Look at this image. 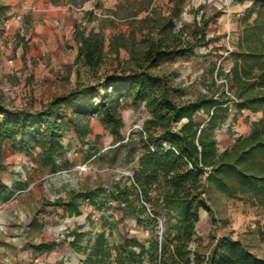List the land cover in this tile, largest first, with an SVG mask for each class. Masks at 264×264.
Here are the masks:
<instances>
[{"label": "rangeland", "instance_id": "obj_1", "mask_svg": "<svg viewBox=\"0 0 264 264\" xmlns=\"http://www.w3.org/2000/svg\"><path fill=\"white\" fill-rule=\"evenodd\" d=\"M11 1V5L0 1V105L32 109L78 85L95 83L94 74L75 62V26L103 34L106 51L97 73L101 78L117 73L129 57L122 47L117 56L108 51L110 36L123 35L121 39L128 46L139 49L144 34L150 31L154 36L159 18L167 16L173 7L172 0ZM252 4L253 0H183L179 17L172 19L173 32L182 24L190 26L194 20L201 22L216 14L207 22L208 39L195 48L193 55L166 59L151 72L169 79L181 99L226 90L223 73L232 64L229 51L236 48L244 23L255 16L252 13L245 17ZM120 103V132L124 139H134L132 132L140 130L147 109L143 104H131L123 96ZM67 105L69 111L73 104ZM229 105L225 121L214 130L219 150L248 131L250 123L262 114L248 109L237 112L232 102ZM88 118L91 132L83 142L71 127L64 130L68 165L55 172L37 166L33 160L35 150L15 149L5 142L1 177L8 186H19L0 200V264H84L96 245L99 257L91 264H122L121 237H134L145 246L152 238L151 231L159 237L164 215L155 216L147 207L146 214H140L141 223H137L132 214L124 212L122 204L107 198L112 181L129 176L135 159L123 162L122 151H107L115 145L112 135L95 114ZM194 118L203 122L206 114L199 111ZM85 141L96 143L107 153L103 158L86 159ZM84 189L95 190L94 201L83 199L79 213H69L65 209L69 193ZM204 196L209 211L198 210L190 248L204 249L209 240L229 235L264 257V206L229 198L211 187ZM38 244L44 246L41 251L37 250Z\"/></svg>", "mask_w": 264, "mask_h": 264}, {"label": "trees", "instance_id": "obj_2", "mask_svg": "<svg viewBox=\"0 0 264 264\" xmlns=\"http://www.w3.org/2000/svg\"><path fill=\"white\" fill-rule=\"evenodd\" d=\"M172 2L169 14L159 18L156 34H144L139 49L128 46L121 39L123 35L110 36L108 51L117 56L122 47L129 57L117 73L101 78L97 73L106 51L104 36L100 30L85 32L75 26V62L94 74L95 83H83L55 95L40 108L0 105V170L5 142L15 149L35 150L33 160L40 168L50 172L64 168L68 165L64 130L71 127L83 142L91 132L88 116L95 114L113 137L115 145L107 151H122L123 162L135 159L129 176L112 181L107 198L122 204L124 212L132 214L137 223H141L140 214H146L147 207L155 216L164 215L159 237L151 231L148 246L134 237L120 238L122 264H145V259L147 264H264V257L229 235L209 240L204 249L189 246L198 210L209 211L204 196L208 187L229 198L264 206V0H253L245 17L255 16L244 23L236 48L229 51L232 64L223 73L226 90L193 99H181L169 79L151 72V68L174 56L193 55L197 46L206 43L207 22L216 14L201 22L194 20L190 26L182 24L173 32L172 19L179 17L183 0ZM96 96L99 99L93 100ZM121 96L133 105L143 104L148 112L140 130L132 132L134 139H124L120 132ZM229 102L237 112L248 109L262 114L245 134L235 136L231 144L219 150L214 130L231 110ZM69 103L73 106L68 111ZM199 111L206 114L203 122L194 118ZM85 144L86 159L103 158L107 153L94 142ZM18 186L5 184L0 173V200ZM94 194L93 189L70 192L65 209L78 214L79 203L83 199L94 201ZM43 248L37 245V250ZM98 249L94 246L83 263L91 264L99 257Z\"/></svg>", "mask_w": 264, "mask_h": 264}, {"label": "crops", "instance_id": "obj_3", "mask_svg": "<svg viewBox=\"0 0 264 264\" xmlns=\"http://www.w3.org/2000/svg\"><path fill=\"white\" fill-rule=\"evenodd\" d=\"M2 3H4V4H8V5H11V3H12V1L11 0H0ZM77 42H75V45H74V50H73V53H75V55H76V51H77ZM247 131H245L244 133H240V134H245ZM4 145H5V143H4ZM4 145H3V147H4ZM225 147V146H224ZM223 147V148H224Z\"/></svg>", "mask_w": 264, "mask_h": 264}]
</instances>
